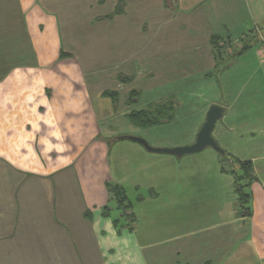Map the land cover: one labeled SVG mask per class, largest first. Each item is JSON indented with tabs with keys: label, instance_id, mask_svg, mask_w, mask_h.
Returning <instances> with one entry per match:
<instances>
[{
	"label": "crops",
	"instance_id": "obj_1",
	"mask_svg": "<svg viewBox=\"0 0 264 264\" xmlns=\"http://www.w3.org/2000/svg\"><path fill=\"white\" fill-rule=\"evenodd\" d=\"M0 3L2 7L8 4L12 10L20 4L24 9V4L37 3L170 4L172 10L155 22L156 32L142 50L145 55L139 56L137 32L130 27L129 33L115 36L113 64L97 60L88 66L86 74L80 64L59 60L60 31L54 15H49L47 28L40 31L37 27L29 33L30 48L35 51L33 59H10L0 54V165L14 173L24 190L26 179L47 180L60 172L53 178L61 194L57 199L52 191H34L24 204L0 208V264H264V59L258 44H249L248 51L233 58L236 47L232 43L229 48L221 46L229 56L225 62L217 63L210 44L213 36L222 44L241 40L252 27L264 35V0ZM13 25L12 29L5 18L0 19V32L6 35L8 29L10 38L8 42L2 40L0 47L9 50L15 44L25 49L26 30H17V24ZM92 59L81 60L89 64ZM140 59L141 67L144 64L148 68L145 75L150 79L145 83L150 93H165L172 83L178 85L181 96L202 101V119L196 133L210 107L222 108V118L212 137L223 154L214 150L205 154V165L213 166L209 171L193 173L196 186L191 188L185 174L179 173L170 181L173 174L157 168L149 174L161 178L152 184L153 194L136 199V214L130 203V219L125 220L117 207L114 217L105 205L109 186L100 181L102 193L97 192L94 185L99 182H94L88 173L89 162L82 155L84 148L95 141L99 143L97 152L105 153L109 145L104 132L107 118L97 117L105 114V106H98L96 111L91 98L103 95L106 84L116 89L126 86L132 91L139 81L135 79L127 85L106 82L105 73L108 70L138 78ZM119 103L116 110L122 114L123 103ZM72 116H78L76 125L70 121ZM127 138L114 144L129 141ZM194 140L173 145L147 142L152 148L166 149L190 146ZM129 142L135 145L131 146L135 154L147 158L153 154ZM235 163L249 166L250 178L242 183H247L243 192L248 196L243 208L236 193ZM139 183L135 185L144 186ZM150 205L157 207L147 208ZM152 223L160 225L155 229L149 226ZM157 235L167 237L162 239L165 247H156ZM168 246L172 247L168 250Z\"/></svg>",
	"mask_w": 264,
	"mask_h": 264
},
{
	"label": "rangeland",
	"instance_id": "obj_2",
	"mask_svg": "<svg viewBox=\"0 0 264 264\" xmlns=\"http://www.w3.org/2000/svg\"><path fill=\"white\" fill-rule=\"evenodd\" d=\"M24 5V9L20 7L22 6V4H20L15 8V10H12L8 7V4H5L2 7L0 3V19L5 18L6 21L11 24L10 28L12 29L14 28L13 24H17V30L23 32L26 30L25 43L27 42L25 44V49H23V46L19 45V47H17L15 44H11L9 50H4V48L6 49V46L4 48L0 47V54L2 56L5 54L9 55L10 59H33L35 51L32 49V47L30 48L31 43L29 40V33H31L33 29L36 31L38 28L40 31H42V29L47 26L46 24L49 25V15H54L56 17L55 20L57 27L60 31L61 50L59 53V60H69L70 62L80 64L85 74L87 70L89 71L88 66L90 65V67H92L95 61L104 59L105 62L109 64L112 59L115 58L113 55L115 36L121 32V34H124L123 32L129 33L130 27H132L131 29L133 32H137V43L140 49L139 56L145 55V52L142 50H145V44L151 38V34H155L156 32V28H154V26L157 25L155 22L161 21L160 18L163 17L165 13L172 12V10H170V4L37 3ZM23 13L26 16H23ZM130 20H132V23L129 22ZM36 24H41L42 26H37ZM5 30L6 35H3V33L0 32V45L2 40L8 42L10 39L7 36L8 29ZM189 33L193 34L194 32L193 30H189ZM232 43L233 46L236 47L234 48L235 50L233 51V55H235L241 47L247 46V44L248 46L249 44H258L261 56L264 59V35L259 32L258 28L256 29L252 27L246 36L241 40H234L227 43L226 45L231 46ZM241 44L243 45L241 46ZM2 51L4 52L2 53ZM231 53L232 52H230V54ZM87 55L89 56L87 57ZM2 56H0V59ZM83 58H93L91 61L92 63L89 62L88 64L83 62L81 60ZM141 59L138 62V78H131L124 74L115 75L108 70L107 73H105V75L107 74L106 82L110 80H113V82L121 81L122 85H127L129 82L131 83L135 79H139V81L137 84H135V90L132 91H129L126 86L125 88L122 87L121 89H116L108 87L112 84H106L107 87L104 88L105 91L103 95H99L97 97L94 96L91 98L96 111H98V106H105V114H97V117L99 119L107 118V122L104 124V129L106 131L104 132L105 135L108 136V138L105 139L107 140V145L109 144L110 146L108 145L105 153L100 152L101 150H98L97 152L96 146L99 143L95 141L89 145L88 148H84L86 152L82 155V157L84 156L83 158L85 161L89 162L88 173L90 176H93L95 179L94 182H97V184L99 182L98 186L94 185L97 192L102 193V189L100 188H102L103 183L101 184L100 181L104 180V182H106V184L109 186V200L105 205L110 208L112 214L114 213V217L117 216V214H115L117 213L115 212L117 207V209H119L118 213L125 220L130 219V210L127 209L126 205H128V203L133 204V212L136 214V199L140 197L146 198V195L153 194L151 189L155 186L152 184H157L161 179L159 176L157 179L154 176L149 177L150 173H154V171L158 170L162 172L165 171V173L171 172L173 175L170 174V181H174L176 178H174V176L178 175L179 173L180 175L185 174L187 177L186 183H190L188 187L191 188L196 186L194 184L192 174L204 172L205 170L209 171L212 165L209 164L207 167L205 165L206 163L204 162L205 154L212 152V149H205L203 151L204 153L200 152L194 155H185L182 156L180 160H177L175 158L176 156L173 157L171 155L167 156L151 154L148 155L147 158L145 157L146 155L144 156L143 154H135L131 151V146L135 145L129 141H121L114 144L116 141L125 137L138 138L145 141L147 144L148 142L155 143L156 141H159L161 145H173L175 143L187 142L194 138L196 139L197 133L195 132V129L202 119V115L200 113L203 107L202 101L181 96L178 85L172 83H170V86L168 85V90H166L165 93H150L147 90L148 85L145 83L146 80L150 79L149 76L145 75L148 68L146 69L143 67L144 64H142L141 67V62H143ZM170 94L173 96H170ZM119 95H121V98L123 97L122 101L120 102L121 104L123 103L122 105L119 103ZM163 95L166 97H163ZM168 97L170 100L167 99ZM103 103H105V105ZM118 103L122 106V111L124 112L122 114H120L118 111ZM168 104H171L174 107V111L176 112V115L174 114L173 119L169 122L166 120V118L159 125L142 130L133 126L129 121L128 117L132 113L135 114L147 110L152 116L162 118L161 115L157 114L162 113V109H167L166 107ZM112 112L114 114H111ZM77 118L78 116H72L70 121L73 123V125H76L75 123L78 121ZM96 140L103 142V139L100 138ZM97 156L98 159L95 158ZM157 158H162V161H158ZM219 165H221V160ZM227 165L229 164L227 163ZM235 168L236 180H238L239 170H237V167ZM8 170L9 169L6 168L5 165H0V208H4L8 204L18 207V202L21 204L26 203L31 197L30 193H33L34 191L41 194L52 191L54 192L53 195L56 196L57 199L61 196V194L58 192L60 191L59 187L58 190L55 187V177L53 178V176L59 174L60 172L54 174L50 179L47 180L39 181L28 178L25 181L24 190L23 184L21 185L14 173ZM136 177L137 179L135 180ZM138 181L142 182L143 184L141 185L144 186L137 187L135 183L140 184ZM204 183L205 181L202 182V186ZM146 184L150 185V187H146ZM164 184L166 183L164 182ZM239 187L240 183L238 182L237 189ZM120 196L126 197L127 199V202L123 204V208L119 206L118 198H120ZM235 200H237L236 196ZM158 204H161V202ZM158 206L159 208L161 207V205ZM152 207H157V205H150L147 208L151 209ZM159 225V223L149 224L150 227L155 229H157ZM186 229L187 228H184L183 230ZM165 238L167 237L160 235L155 236L154 243L156 244V247L158 245H160L162 248L165 247L166 243L162 242V239ZM171 247L172 246H168V250Z\"/></svg>",
	"mask_w": 264,
	"mask_h": 264
},
{
	"label": "trees",
	"instance_id": "obj_3",
	"mask_svg": "<svg viewBox=\"0 0 264 264\" xmlns=\"http://www.w3.org/2000/svg\"><path fill=\"white\" fill-rule=\"evenodd\" d=\"M227 43H229L228 41L223 42V44L221 43V39L217 38V37H211L210 39V44L212 46L213 49V53H214V58L216 59V62L218 63H222L225 62L224 60H226L228 57L226 52L221 49V46H225ZM249 46H243L241 47L237 53L235 55H232L231 57H239L241 55H243L246 51H248ZM230 57V59H231ZM172 104V103H171ZM168 104L167 105V109H162V113H159L157 115H161L162 118H157L155 116H152L150 114V112L147 111H142L140 113H135V114H131L128 118L129 121L131 122V124L139 129L142 130H146L149 129L153 126L159 125L161 122L164 121V119H166L168 122L171 121L173 119V116L175 114L174 111V107ZM155 117V118H154ZM235 166L237 167V170H239V178H238V182L240 183V188H238L236 190V193L238 195V199H239V203L241 205V207L243 208L247 203H248V196L243 192L244 188L247 186V183L245 184V186L242 184L244 181L248 182L249 178H250V174H249V166L247 164H238L235 163ZM237 182V183H238ZM124 194V193H123ZM118 202H119V206H121V208H123V204L125 202H127L126 197L120 196V198H118ZM127 209L130 210V203H128ZM123 210V209H122ZM246 213V211H245Z\"/></svg>",
	"mask_w": 264,
	"mask_h": 264
},
{
	"label": "water",
	"instance_id": "obj_4",
	"mask_svg": "<svg viewBox=\"0 0 264 264\" xmlns=\"http://www.w3.org/2000/svg\"><path fill=\"white\" fill-rule=\"evenodd\" d=\"M222 115H223V110L221 107L219 106L210 107L206 114L205 121L201 129L196 135L195 142L190 146L178 147L173 149H157V148H152L145 141L141 139L134 137H128L127 139L129 141L140 144L147 152L153 154L182 157L185 155H194L200 153L205 149H212L222 155L223 152L218 148L212 137V132L215 128V125L222 118Z\"/></svg>",
	"mask_w": 264,
	"mask_h": 264
}]
</instances>
